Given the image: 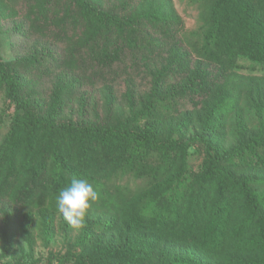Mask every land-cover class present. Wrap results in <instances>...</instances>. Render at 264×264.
<instances>
[{
    "label": "trees",
    "instance_id": "obj_1",
    "mask_svg": "<svg viewBox=\"0 0 264 264\" xmlns=\"http://www.w3.org/2000/svg\"><path fill=\"white\" fill-rule=\"evenodd\" d=\"M17 1L0 0V31L21 14ZM207 1L208 18L196 34L200 58L181 37L173 0L20 1L29 33L55 27L66 46L37 44L11 62L0 53V96L14 107L0 143L6 251L18 228L34 245L36 218L51 242L56 198L75 177L91 183L98 198L75 249L46 264H264V129H252L242 113L233 140L227 127L243 100L231 91L238 63L264 69V0ZM120 64L149 79L139 101L130 90L129 117L92 120L85 97L75 118L83 77H104ZM249 90L246 102L264 124V77ZM198 144L206 157L194 169ZM121 173L153 180L134 191L111 182Z\"/></svg>",
    "mask_w": 264,
    "mask_h": 264
},
{
    "label": "rangeland",
    "instance_id": "obj_2",
    "mask_svg": "<svg viewBox=\"0 0 264 264\" xmlns=\"http://www.w3.org/2000/svg\"><path fill=\"white\" fill-rule=\"evenodd\" d=\"M21 14L15 17L14 20H8L2 23V30L0 31V53L3 59L7 62H11L20 55H27L38 44V48L43 46H49L53 49H63L66 44L63 40V33L58 32L55 27H49L44 29L43 35L38 33H29L30 24L28 21H24V14H27L25 6L20 5ZM175 10L183 21V28L181 30V37L186 43L189 42V50L195 58H200L197 52L199 46L198 34L204 25L206 24L209 14V3L207 0H173ZM17 3V4H18ZM14 4V3H12ZM23 5V3H22ZM24 23V33L15 30L17 25ZM29 33V34H28ZM72 36V35H71ZM42 39V41H39ZM201 42V39H200ZM201 44V43H200ZM126 61L124 65L127 64ZM123 64L115 66L113 71H108L104 77L86 78V84L80 89L78 98L72 105V113L78 115L80 109V101L84 99L88 104V114L90 119H95L97 114L102 124L108 125L110 123H118L120 120H126V116L130 115V106L128 102L129 92L132 90L134 99L139 101L146 93L149 92V79L142 72H136L132 68H126ZM238 68L235 70L233 78L231 80V91L234 95L242 97L241 109L231 113V119L227 124L228 127V140H233L235 128L237 125L238 113H242L241 117L252 129L262 130L264 124L261 123L257 116L258 111L249 107L247 100V91L253 83L254 79L264 77V69L250 61L243 60L238 63ZM127 71V72H126ZM55 78V77H54ZM52 79H46L47 87H53ZM132 81V82H128ZM131 88H128L129 84ZM110 87V89H106ZM112 91V94L110 95ZM110 96L113 101L110 103L113 112H106L108 101ZM237 96V97H238ZM86 97V99H85ZM238 97V98H239ZM191 108V107H187ZM14 112V107L6 100L4 96H0V143L9 131L11 120L8 117L9 114ZM68 113H70L68 111ZM73 115V116H74ZM75 118L77 116L75 115ZM232 134V136H231ZM195 149L200 152H196L190 160L191 166L194 169L201 167L205 157V147L198 144ZM194 151V150H193ZM152 178H133L131 174L121 173L112 179L111 182H115L121 186L129 184L130 187L136 191L140 188L147 187ZM9 200V199H8ZM89 210V209H88ZM87 210V211H88ZM1 217V216H0ZM35 219V218H34ZM87 222L84 219L83 227ZM66 221L63 216L57 213L56 219V236L47 243L43 237V230L40 228V219L36 218L34 224V245L31 246L25 237L21 228L17 230V238L15 240L14 248L10 251L5 250V243L3 241L2 234L0 233V264H46L51 255H65L71 248L75 249L76 242L81 234V228L74 229L73 227L68 230L66 227ZM1 227V218H0ZM64 227V228H63ZM1 230V228H0Z\"/></svg>",
    "mask_w": 264,
    "mask_h": 264
},
{
    "label": "clouds",
    "instance_id": "obj_3",
    "mask_svg": "<svg viewBox=\"0 0 264 264\" xmlns=\"http://www.w3.org/2000/svg\"><path fill=\"white\" fill-rule=\"evenodd\" d=\"M98 198L97 191L86 179L73 177L70 184L62 189L56 198V208L65 221L74 229L83 227L91 202Z\"/></svg>",
    "mask_w": 264,
    "mask_h": 264
}]
</instances>
